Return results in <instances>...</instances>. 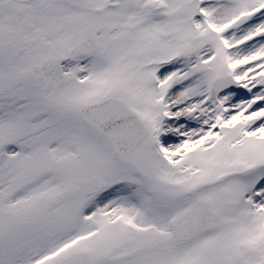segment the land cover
Instances as JSON below:
<instances>
[{
    "label": "snow or ice",
    "instance_id": "snow-or-ice-1",
    "mask_svg": "<svg viewBox=\"0 0 264 264\" xmlns=\"http://www.w3.org/2000/svg\"><path fill=\"white\" fill-rule=\"evenodd\" d=\"M0 264H264V0H0Z\"/></svg>",
    "mask_w": 264,
    "mask_h": 264
}]
</instances>
